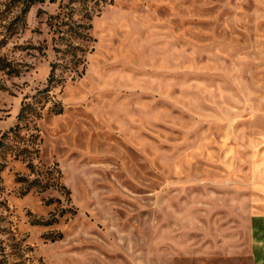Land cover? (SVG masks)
Returning a JSON list of instances; mask_svg holds the SVG:
<instances>
[{"label": "rangeland", "instance_id": "obj_1", "mask_svg": "<svg viewBox=\"0 0 264 264\" xmlns=\"http://www.w3.org/2000/svg\"><path fill=\"white\" fill-rule=\"evenodd\" d=\"M264 0H0V264H251Z\"/></svg>", "mask_w": 264, "mask_h": 264}, {"label": "crops", "instance_id": "obj_2", "mask_svg": "<svg viewBox=\"0 0 264 264\" xmlns=\"http://www.w3.org/2000/svg\"><path fill=\"white\" fill-rule=\"evenodd\" d=\"M249 228L251 264H264V212L250 216Z\"/></svg>", "mask_w": 264, "mask_h": 264}]
</instances>
